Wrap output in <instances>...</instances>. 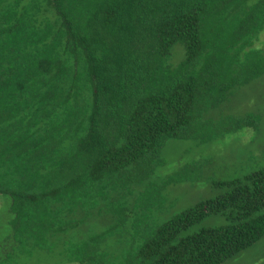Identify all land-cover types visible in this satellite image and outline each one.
<instances>
[{
  "label": "trees",
  "instance_id": "trees-1",
  "mask_svg": "<svg viewBox=\"0 0 264 264\" xmlns=\"http://www.w3.org/2000/svg\"><path fill=\"white\" fill-rule=\"evenodd\" d=\"M262 75L264 0H0V264H221L253 245L264 165L154 217L199 170L159 169L166 144L256 131L228 110ZM209 215L226 223L193 229Z\"/></svg>",
  "mask_w": 264,
  "mask_h": 264
},
{
  "label": "rangeland",
  "instance_id": "rangeland-1",
  "mask_svg": "<svg viewBox=\"0 0 264 264\" xmlns=\"http://www.w3.org/2000/svg\"><path fill=\"white\" fill-rule=\"evenodd\" d=\"M230 99V103L235 101L237 105L235 102L230 105L229 112L243 114L251 111L261 116L258 129H244L208 143L169 141L163 151L164 164L159 169L170 170L176 162L192 160L198 162L199 170L193 173L194 179L172 184L166 189L165 193L171 194V197L168 204L156 208L157 215L154 220L157 221L154 225L198 201L219 194L222 189L215 182L241 177L264 165V75L237 89ZM6 212L0 206V241L4 236L2 231L6 225ZM141 221L148 222L149 218ZM225 223L226 220L221 215H209L193 229L202 225L217 226ZM221 264H264V235L253 245Z\"/></svg>",
  "mask_w": 264,
  "mask_h": 264
}]
</instances>
